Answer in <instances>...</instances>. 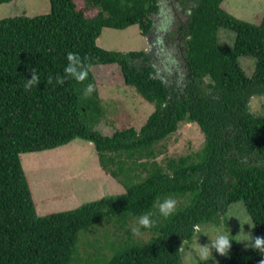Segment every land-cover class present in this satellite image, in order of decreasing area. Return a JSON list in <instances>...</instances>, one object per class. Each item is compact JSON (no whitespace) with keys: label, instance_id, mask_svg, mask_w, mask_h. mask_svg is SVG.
Listing matches in <instances>:
<instances>
[{"label":"trees","instance_id":"trees-1","mask_svg":"<svg viewBox=\"0 0 264 264\" xmlns=\"http://www.w3.org/2000/svg\"><path fill=\"white\" fill-rule=\"evenodd\" d=\"M161 2L85 0L79 9L76 0H50L49 14L0 21V264H184V247L198 229L227 227L229 208L237 203L254 224L255 237L264 236V112L251 108L252 99L264 96V15L253 24L232 16L226 0H177L189 15L167 37L182 63L170 82L166 70L157 73L155 55L97 45L105 28L138 26L144 37L152 35ZM93 11L95 16L87 15ZM222 32L233 35L231 46L221 43ZM68 52L89 57L88 79L48 84L49 74L63 75ZM249 65L252 74L245 69ZM112 66L126 89L154 106L140 130L105 133L99 128L105 107L98 91L83 96L86 84L96 86L93 69ZM32 68L41 82L25 92ZM191 123L205 137L202 147L159 161L161 143ZM77 140L94 146L90 155L98 163L92 166L117 180L124 192L42 217L24 155ZM169 196L177 209L165 219L156 205ZM145 213L157 223L134 236L128 226ZM88 233L107 261L78 259V244ZM234 246L220 264L264 259L251 247Z\"/></svg>","mask_w":264,"mask_h":264},{"label":"rangeland","instance_id":"rangeland-1","mask_svg":"<svg viewBox=\"0 0 264 264\" xmlns=\"http://www.w3.org/2000/svg\"><path fill=\"white\" fill-rule=\"evenodd\" d=\"M76 3L79 9L85 7V0H76ZM224 6L232 16L253 24L258 23L264 15V0H226ZM50 12V0H15L9 5H0V21L18 16L37 17ZM87 15L95 16L96 11ZM188 15L183 12V8L177 0H162L161 13L155 16L156 33L144 37L138 26L126 30L105 28L97 45L108 51H145L148 54H153L158 72L166 70L167 75L165 76L171 82L182 67V63L177 60L176 48H168L166 45L167 37L171 30H176L175 28L179 25H176V22L179 20L186 22ZM166 28H171V30L168 31ZM233 39V35L227 32L220 34L222 44L231 46ZM245 69L247 73L251 72L252 74L253 66H245ZM92 73L96 80L95 90L98 91V100H101L105 107V117L99 128L109 135L115 131L132 127L140 130L154 111V106L145 102L134 91L136 96L132 94L131 89L125 88L119 78L120 74L116 66L104 67L100 70L95 68ZM251 108L258 114L263 113L264 96L252 99ZM204 139L203 133L196 125L182 124L178 133L170 137L169 141L167 140L161 147L167 149L169 158H177L198 151L202 147ZM76 148L84 150L79 152ZM93 149L95 150L92 144L77 140L55 151L24 155L27 171H32V175L27 173L29 181L31 180L30 183L33 186L36 184L32 189L40 216L60 211H72L85 203L98 201L110 194L119 195L124 192L117 180L109 174H105L102 168L92 166L93 161L98 160L97 157L94 159V156L90 155ZM60 164L65 169L61 170ZM55 170L61 171L63 175L60 173L53 176ZM66 176L70 178L66 180ZM106 180H108V185L105 184ZM65 183L71 188L67 187ZM87 183L90 187H87ZM110 187L113 191H110ZM93 189L94 192H90ZM61 190L66 192L63 193ZM227 219V227L225 224L220 226L203 224L198 229L194 239L184 247V264H220L233 251L234 243L236 244L234 247H238L241 251L250 247L249 236L251 233L255 237V226L246 209H243L242 203H237L229 208ZM136 222L129 224V227L132 228ZM103 231L108 232L105 228ZM218 232L229 235L232 240L231 248L226 256H221L213 250V258L210 257L208 261H204L198 253L199 244H209L210 237L214 238ZM83 237L78 244V251L81 252V257L78 259L81 263L85 260L103 263L109 259L101 258V249L103 248L97 244L93 245V235L88 233ZM104 253V256H109L107 251Z\"/></svg>","mask_w":264,"mask_h":264},{"label":"clouds","instance_id":"clouds-1","mask_svg":"<svg viewBox=\"0 0 264 264\" xmlns=\"http://www.w3.org/2000/svg\"><path fill=\"white\" fill-rule=\"evenodd\" d=\"M160 13H161V8H160L159 13H157V15L153 16V19L155 20V18H156L155 16H158ZM180 21L181 20L177 21L176 25L179 24ZM166 29L168 31L171 30V28H166ZM172 32H173V30L170 31V34ZM154 33H156V20H155V26L153 28L152 34H154ZM169 35H168V37H169ZM170 41L172 44V40H170ZM172 47L173 46L171 45V47H168V48H172ZM176 53H177V51H176ZM66 61H67V63L65 65V67L63 68V75H61L59 73H57L55 76L49 74V76L47 77V81H46L48 84H52L53 81L55 80L56 84L63 85L66 82V80H68V79L74 80L78 83H84L88 79L89 71L91 68L89 57L84 56L82 58L76 52H68L66 54ZM156 68H157V65H156ZM30 71H31V78L30 79L25 78V83L23 85L25 92L30 91L34 86H38L41 82L40 76L37 72V69L32 68ZM157 73H158V69H157ZM94 91H95V85L92 83H88L85 85V88L83 90V96L85 98H87ZM166 141L167 140L163 141L161 143V146H162V144L166 143ZM161 148L163 150L162 149L158 150L159 152L157 153L159 155L158 160L159 161H167V159L169 158L168 154H167V149L165 147H161ZM179 158H181V156L177 157L175 159H179ZM105 174H107V173H105ZM156 207L158 208L159 215L162 216L163 218L167 219L168 217H170L171 215H173L175 213V211L177 209V201L175 198L169 196V197H166L165 199H163L162 201H158ZM156 223H157V221L152 218L151 213H145L142 216H140L138 218L136 224L132 226L131 232L134 236L139 237L142 235L141 229H151L152 227L155 226ZM249 225H250V227H252L251 224H249ZM128 228H129V226H128ZM249 243H250V247L253 248L254 250L258 251L259 254H261V255L264 254V236L253 237L250 233ZM231 245H232V240H230L229 235L225 234L223 232H218L214 238L210 237V243L209 244H206V245H200L199 244L198 253L204 261H208L210 259V257L213 258V250H215V252L221 256H226L228 254L230 248H231ZM262 256H264V255H262ZM183 260H184V258H183ZM259 264H264V259H262L259 262Z\"/></svg>","mask_w":264,"mask_h":264},{"label":"bare ground","instance_id":"bare-ground-1","mask_svg":"<svg viewBox=\"0 0 264 264\" xmlns=\"http://www.w3.org/2000/svg\"><path fill=\"white\" fill-rule=\"evenodd\" d=\"M45 31V30H44Z\"/></svg>","mask_w":264,"mask_h":264}]
</instances>
